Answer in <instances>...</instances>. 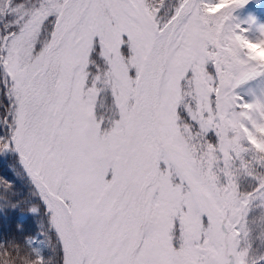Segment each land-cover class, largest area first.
I'll return each mask as SVG.
<instances>
[{
	"label": "snow or ice",
	"instance_id": "obj_1",
	"mask_svg": "<svg viewBox=\"0 0 264 264\" xmlns=\"http://www.w3.org/2000/svg\"><path fill=\"white\" fill-rule=\"evenodd\" d=\"M0 95V264H264V0H0Z\"/></svg>",
	"mask_w": 264,
	"mask_h": 264
},
{
	"label": "trees",
	"instance_id": "obj_2",
	"mask_svg": "<svg viewBox=\"0 0 264 264\" xmlns=\"http://www.w3.org/2000/svg\"><path fill=\"white\" fill-rule=\"evenodd\" d=\"M1 98L2 95H0V102ZM0 179H7L9 182L15 183L18 190V198L24 200L21 208L0 216V229L6 234H11L14 232L15 224L22 222L29 231L35 232L40 222L36 216L28 212V188L24 177L20 175L13 156H0Z\"/></svg>",
	"mask_w": 264,
	"mask_h": 264
},
{
	"label": "rangeland",
	"instance_id": "obj_3",
	"mask_svg": "<svg viewBox=\"0 0 264 264\" xmlns=\"http://www.w3.org/2000/svg\"><path fill=\"white\" fill-rule=\"evenodd\" d=\"M2 100H3V97L1 98V102H2ZM0 112H2V110ZM39 222L41 223L42 221L39 220Z\"/></svg>",
	"mask_w": 264,
	"mask_h": 264
}]
</instances>
